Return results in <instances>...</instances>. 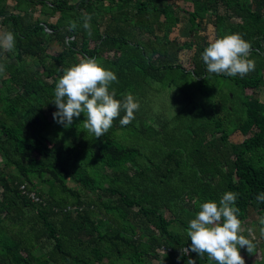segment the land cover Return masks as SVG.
<instances>
[{
	"label": "trees",
	"instance_id": "16d2710c",
	"mask_svg": "<svg viewBox=\"0 0 264 264\" xmlns=\"http://www.w3.org/2000/svg\"><path fill=\"white\" fill-rule=\"evenodd\" d=\"M12 2L8 12L7 0H0L1 33L15 35L13 52L0 48V154L6 161L0 169V264H143L145 257L158 264H215L182 249L191 244L185 230L199 205L219 204L225 192L237 194L241 225L253 210L260 231L264 103L254 93L264 85V0ZM37 6L46 19L33 18ZM179 12L189 24L182 43L169 38L184 19ZM85 14L91 36L82 27ZM222 19L240 24L222 31ZM205 21L214 38L238 33L250 44L253 71L229 77L206 70ZM51 41L61 47L54 56L47 54ZM191 48L187 69L179 53ZM81 58H95L116 74L110 87L116 99L132 94L139 103L134 120L121 126L122 111L100 138L83 128V113L68 128L47 118L57 111L58 78ZM57 125L64 138L47 139ZM236 131L245 138L232 143ZM20 185L39 201L22 194ZM142 223L152 228L147 239ZM239 252L249 264H264V247Z\"/></svg>",
	"mask_w": 264,
	"mask_h": 264
},
{
	"label": "clouds",
	"instance_id": "9594fccd",
	"mask_svg": "<svg viewBox=\"0 0 264 264\" xmlns=\"http://www.w3.org/2000/svg\"><path fill=\"white\" fill-rule=\"evenodd\" d=\"M82 27L91 36V16L85 14ZM70 28L74 30L73 23ZM0 48L6 52L15 50V35L11 31L0 33ZM250 44L240 34H226L211 39L201 53V59L209 73L224 74L229 77H243L254 70L255 63L248 59ZM4 67L0 65V73ZM117 82L116 74L104 68L95 58H81L79 62L63 70L54 90V103L57 111L53 115L56 123L68 128L74 117L82 113L85 117L83 128L95 138H100L112 127L113 121L120 116L121 126L128 125L135 119L134 112L139 103L132 94H125L122 100L115 98L116 91L111 85ZM237 194L225 192L219 204L213 201L203 202L194 219L188 222L186 234L191 244L184 251L205 254L215 264H245L239 249L246 248L249 254L255 244L240 234L241 221L238 219L239 208L235 206ZM264 202V193L257 196ZM260 233L264 235V216L260 217ZM188 264H195L192 259Z\"/></svg>",
	"mask_w": 264,
	"mask_h": 264
},
{
	"label": "rangeland",
	"instance_id": "374dc122",
	"mask_svg": "<svg viewBox=\"0 0 264 264\" xmlns=\"http://www.w3.org/2000/svg\"><path fill=\"white\" fill-rule=\"evenodd\" d=\"M69 3H73V2H76V0H68ZM157 3L159 5H164L166 3H172V4H176V5H186V4H189L190 0H156ZM12 0H7V11L8 12H11L12 11ZM35 13H33V18L37 19V18H40V19H46V15H42L40 14L39 12V6H37L35 8ZM222 10V9H221ZM180 16H182V18L184 19H181V21L179 22V24L174 27V29L172 30V32L170 33L169 35V38L170 39H176L178 40L179 42H183L185 41L188 37H189V34H188V27H189V24L188 22L186 21V15L183 13V12H179ZM58 14H55L54 16L52 17H49L47 20L49 22H54L57 18ZM240 24V21L239 20H230V19H222L220 25H219V29H221L223 31V29L225 30H228V28H232L233 26L235 25H239ZM0 33H1V30H0ZM202 34L205 35L207 37V40L210 41L211 39H214V27L208 22V21H205V28L204 30L202 31ZM61 51V47L57 44L56 41H51L48 45H47V54L49 56H54L56 55L57 53H59ZM192 54H193V48L191 49H184L183 51H181L179 53V59L178 61L181 63V65L184 67V68H187L189 69L191 67V64H190V60H191V57H192ZM5 58V56H4ZM28 65V69H34L35 66L32 64L31 60H27V64ZM263 78H264V72H263ZM254 95L256 97L259 98V100L264 103V85L260 86L254 93ZM141 103H144V101H142ZM49 114V113H48ZM232 114V113H231ZM138 114H135V116H137ZM49 120L53 118V115L49 114L48 117H47ZM237 117H235L233 114L231 116V120L233 121L232 124H235L236 121H237ZM64 129L62 128V126L60 125H57V126H54L51 131H49V134L47 135V139L49 138L50 140L53 139L54 136H60V139L64 138ZM68 133V132H67ZM250 134V133H249ZM117 135H119L117 133ZM245 137L240 134L238 131L232 133L230 136H229V140L230 142L232 143H239L241 142ZM52 142V141H51ZM48 143V145H52V143ZM60 143V141H59ZM214 143V142H213ZM5 159L4 157L0 154V169H2L4 166H5ZM66 185L69 187V188H72V189H77L78 188V185L75 184L71 179H68L66 181ZM39 188H41L43 191H46V188L47 186L44 185V184H39L38 185ZM62 196H64L65 194H61ZM190 210V209H189ZM163 215L166 219H170L171 216L169 213L167 212H163ZM259 218V215L253 211V210H249V214H248V217L247 219L242 223L241 225V231H240V234L245 236V238L249 239V240H253L254 241V244L256 246L257 249H261L264 247V237L261 235L260 231L258 230V226L256 224L257 222V219ZM142 227H143V230H144V233H145V239L149 238V234L151 233L152 231V228L151 227H145L143 226V223H142ZM143 239V240H145ZM241 250H244L246 248H240ZM244 261H245V264H249V261H246V258L245 256H243L242 254H240ZM255 258H257L258 256V252L255 253ZM158 257L160 258V260H163L164 256H162V253H159ZM146 260L143 264H158L154 259H149L147 257H145ZM262 259V255L258 256V260ZM164 261V260H163ZM262 263V261H261Z\"/></svg>",
	"mask_w": 264,
	"mask_h": 264
},
{
	"label": "built area",
	"instance_id": "2783aa9c",
	"mask_svg": "<svg viewBox=\"0 0 264 264\" xmlns=\"http://www.w3.org/2000/svg\"><path fill=\"white\" fill-rule=\"evenodd\" d=\"M19 189H20L21 193L27 195V196L30 198V200H32V201H34V202L39 201V198L35 195L34 192H32V191H27V190H26L25 185H20ZM182 252L184 253L185 256L188 255V254L184 251V249H182Z\"/></svg>",
	"mask_w": 264,
	"mask_h": 264
},
{
	"label": "crops",
	"instance_id": "0c3cea01",
	"mask_svg": "<svg viewBox=\"0 0 264 264\" xmlns=\"http://www.w3.org/2000/svg\"><path fill=\"white\" fill-rule=\"evenodd\" d=\"M57 19V18H56ZM56 21V20H55ZM55 21L54 22H50V23H55ZM247 261V260H246ZM253 264H256V263H253Z\"/></svg>",
	"mask_w": 264,
	"mask_h": 264
}]
</instances>
